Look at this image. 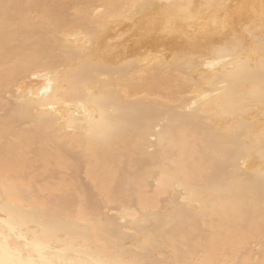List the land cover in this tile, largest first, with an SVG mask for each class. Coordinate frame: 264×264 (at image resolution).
I'll list each match as a JSON object with an SVG mask.
<instances>
[{
    "label": "bare ground",
    "instance_id": "1",
    "mask_svg": "<svg viewBox=\"0 0 264 264\" xmlns=\"http://www.w3.org/2000/svg\"><path fill=\"white\" fill-rule=\"evenodd\" d=\"M0 261L264 264V0H0Z\"/></svg>",
    "mask_w": 264,
    "mask_h": 264
},
{
    "label": "snow or ice",
    "instance_id": "2",
    "mask_svg": "<svg viewBox=\"0 0 264 264\" xmlns=\"http://www.w3.org/2000/svg\"><path fill=\"white\" fill-rule=\"evenodd\" d=\"M37 248L39 249V246L37 245ZM0 264H3L2 261H0ZM21 264H24V262L22 261Z\"/></svg>",
    "mask_w": 264,
    "mask_h": 264
}]
</instances>
